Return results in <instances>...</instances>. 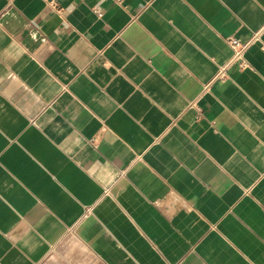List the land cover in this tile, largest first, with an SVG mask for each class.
Returning a JSON list of instances; mask_svg holds the SVG:
<instances>
[{
    "label": "crops",
    "instance_id": "crops-1",
    "mask_svg": "<svg viewBox=\"0 0 264 264\" xmlns=\"http://www.w3.org/2000/svg\"><path fill=\"white\" fill-rule=\"evenodd\" d=\"M47 1L0 0V264H264V0Z\"/></svg>",
    "mask_w": 264,
    "mask_h": 264
},
{
    "label": "built area",
    "instance_id": "built-area-1",
    "mask_svg": "<svg viewBox=\"0 0 264 264\" xmlns=\"http://www.w3.org/2000/svg\"><path fill=\"white\" fill-rule=\"evenodd\" d=\"M47 4L54 10H57L58 6L54 0L47 1ZM260 40V31L255 32L247 41H240L234 37H227L226 43L232 51L231 58L229 62L218 69L216 74L213 76L211 81L207 83L204 89H207L209 84L214 81H222L227 79V68L235 67L237 70H242L248 67V62L246 59V53L251 45Z\"/></svg>",
    "mask_w": 264,
    "mask_h": 264
}]
</instances>
